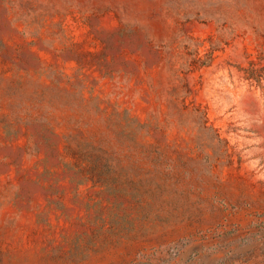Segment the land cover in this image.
<instances>
[{"label":"rangeland","instance_id":"374dc122","mask_svg":"<svg viewBox=\"0 0 264 264\" xmlns=\"http://www.w3.org/2000/svg\"><path fill=\"white\" fill-rule=\"evenodd\" d=\"M0 264H264V0H0Z\"/></svg>","mask_w":264,"mask_h":264}]
</instances>
